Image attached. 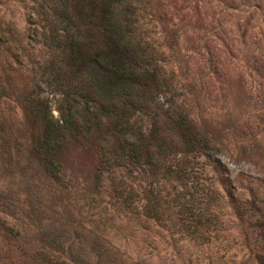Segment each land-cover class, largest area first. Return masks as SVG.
<instances>
[{
	"label": "rangeland",
	"instance_id": "rangeland-1",
	"mask_svg": "<svg viewBox=\"0 0 264 264\" xmlns=\"http://www.w3.org/2000/svg\"><path fill=\"white\" fill-rule=\"evenodd\" d=\"M34 2L42 0H0V27L11 37L6 31V26H11L20 44L32 54L29 61L23 57L18 65L10 58L14 49L0 52L1 62L7 59L11 65L4 64L6 72L0 73V82L8 89L0 100V264H31L25 252L35 253L37 247L50 243L40 240L39 230L27 219L29 205L38 206L37 199L42 195H48V205L39 208L50 216L46 224L61 229L66 219L72 218L74 226H86L85 230L77 227L80 239L72 240L65 239L62 231L53 230L57 244L50 243L52 247L46 249L53 259L86 258L93 264H103L113 257V264H237L260 248L262 251L264 0H132L137 6L136 35L157 56L159 66L171 78L178 103L211 138L216 156L230 177L229 184H221L220 175L213 174L202 156L200 164L195 165L200 182L218 190L212 213L220 232L217 241L210 239L202 246L182 240L176 233L182 235L176 205L183 195L194 193L187 194L177 181L160 180L157 187L153 185L172 206L166 209L169 217L164 228L142 216L140 224L111 213L95 216L96 211L85 204L94 192L90 174L95 162L88 150L77 148L67 155L63 183L42 175L40 162L28 150L32 127L23 113L22 96L30 87L34 64H42L45 59L41 35L36 43L28 39L32 35L30 17L35 22L42 20L41 15H34L40 11ZM86 10L94 19L92 3ZM47 95L57 115L56 100L61 98ZM132 173L138 197L135 205L141 211L145 190L152 181L140 169ZM103 186L101 195L108 199L106 180ZM52 195L63 200L61 207L53 206ZM13 227L19 230L17 237L8 233ZM63 243L64 252L59 247ZM71 243L72 256L67 251ZM104 245L113 254L104 255Z\"/></svg>",
	"mask_w": 264,
	"mask_h": 264
},
{
	"label": "trees",
	"instance_id": "trees-1",
	"mask_svg": "<svg viewBox=\"0 0 264 264\" xmlns=\"http://www.w3.org/2000/svg\"><path fill=\"white\" fill-rule=\"evenodd\" d=\"M89 3L95 7L94 19L87 15ZM36 5L40 11L34 15H41L42 20L35 22L30 17L32 35L28 39L36 43L41 35L45 59L42 64L33 63L36 67L30 87L22 96L23 113L32 127L28 150L40 162L45 179L63 183L67 155L77 148L88 150L95 162L90 174L94 192L85 204L96 211L95 216L111 213L138 224L142 216L164 228L169 217L166 209L172 206L153 185L157 187L160 180L177 181L187 194L194 193L188 195L189 200L183 195L176 205L182 235L176 233L199 246L208 245L210 239L217 241L220 229L212 209L218 190L200 182L195 165L200 164L202 156L213 174L220 175L221 184H229L230 177L216 156L211 138L178 103L171 78L159 66L157 56L136 35L137 6L132 0H42ZM6 31L12 36L8 37L0 27V52L14 49L10 58L18 65L23 57L29 61L32 54L20 44L13 28L7 25ZM1 61L3 74L6 65H11L7 59L6 65ZM7 90L0 82V100ZM47 94L61 98L56 100L57 115ZM136 169L152 181L145 190L141 211L135 205L138 197L132 183ZM104 180L110 189L106 191L108 199L101 195ZM47 197H39L38 206L29 205L27 216L33 228L39 230L40 240L57 244L53 230L62 231L65 239H80L76 230H85L84 223L76 227L72 218L66 219L61 229L46 224L50 216L39 208L48 205ZM51 199L53 206L61 207V198L52 195ZM14 230L15 227L8 231L10 237L19 235V230ZM50 243H46L48 247H37L35 253L25 252L31 264H93L86 258L53 259L46 250L52 247ZM72 244L67 247L71 256ZM64 246L65 243L59 245L60 251L64 252ZM102 253L113 254L107 245ZM112 261L114 257L103 264H113ZM237 264H264V247Z\"/></svg>",
	"mask_w": 264,
	"mask_h": 264
}]
</instances>
